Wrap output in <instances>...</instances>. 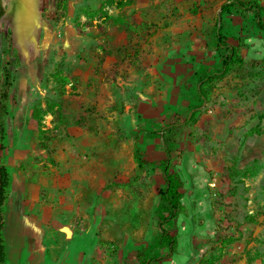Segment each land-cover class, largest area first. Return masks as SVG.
I'll return each instance as SVG.
<instances>
[{"label": "rangeland", "instance_id": "1", "mask_svg": "<svg viewBox=\"0 0 264 264\" xmlns=\"http://www.w3.org/2000/svg\"><path fill=\"white\" fill-rule=\"evenodd\" d=\"M114 1L111 8H105L110 14L118 3L129 13L137 6L141 18L153 29V36L146 40L150 51L147 49L143 62L145 73L140 81L143 97L140 98L142 105L137 106L138 119L134 118L132 107V116L126 122L129 127L114 130L118 138L114 144L97 146L94 154L89 149V154L97 158V164H92L96 177L91 179L94 178L97 187L111 188L113 202L106 212L98 210L104 218L100 234L110 240L101 239L106 244L104 255H100L103 261L98 264H130L141 247L146 249V255L167 253L157 223V214L165 208L156 191L158 183L163 181L162 174L159 168L149 165L142 170L138 168L136 156L140 151L152 156L164 152L158 131H168L164 127L168 124L173 129L168 136L175 139L170 143L174 159L192 161L195 172L207 165L214 170L210 180L203 183L198 175L190 176L182 169L187 215L182 214L177 220L178 246L171 256H176L174 262L210 264L212 260L214 264H264V175L251 176L260 170L261 157L247 163L238 162L241 166H237L238 158L250 148L246 145L247 127L257 123L264 133V120L257 121L258 114L264 112V32L257 27L252 13L241 15L235 7L222 11V4L231 0ZM259 1L264 18V0ZM100 4L99 0H41L38 45L25 55L13 31L2 27L5 6L0 0V166L5 165L10 171L9 190L18 172L27 174L29 184L39 180L41 171L35 160H40L41 142L35 138L61 137L55 129L48 133H38L37 128L31 130L30 110L36 104H44L45 89L50 99L57 94L63 83L59 77L68 78L66 90L73 91L67 32L72 26L81 30L88 27L94 19L88 10L98 9ZM217 16L221 17L223 32L229 41L241 42L245 61L228 70L203 97L197 89L196 73L221 67L219 52L209 34L202 37L203 31L213 30ZM190 30L199 31L200 38L187 40L183 34ZM176 58L178 73L191 77L187 76V82L175 80L174 85L167 87L162 68L168 59ZM173 104L176 113L172 111ZM190 111L194 112L191 118ZM51 118L46 117L48 125ZM188 118L182 124L173 125ZM228 119H233V124H241L240 128L230 129V136L238 139L237 144L231 137H225L224 125ZM58 143L56 139L54 148ZM262 143L257 140L252 148L259 150ZM88 197L83 189V199ZM25 244L24 256L31 248L29 237ZM9 259H13L11 254ZM15 260L11 263L16 264Z\"/></svg>", "mask_w": 264, "mask_h": 264}, {"label": "crops", "instance_id": "2", "mask_svg": "<svg viewBox=\"0 0 264 264\" xmlns=\"http://www.w3.org/2000/svg\"><path fill=\"white\" fill-rule=\"evenodd\" d=\"M111 11L113 14H118L120 8L115 7ZM93 18L94 26L86 27L85 31L82 29L86 33H79L76 26H72L67 32L66 50L71 55L73 65L70 72L78 84L73 90L74 94L61 96L57 92L50 99L45 92L46 89L44 90L46 99L41 105L44 110L48 108L49 102L55 99L65 105V111L71 113L72 117L65 125L56 126L52 112L44 113L42 129L46 132L42 133L55 129L59 131L61 137L35 138L41 142L40 160L36 161V157L32 156L41 171L37 182L31 181L29 184L26 179L27 174L24 172H18L14 179L4 207L3 237L6 261L1 264H12L14 259L16 264L22 259L25 260L22 264H98L100 260L103 261L100 255H104L102 253L105 242L110 240L100 234L104 218L100 217L102 212L98 210L106 212L105 209L112 206L113 202L110 200L112 193L110 187L105 185L97 187L93 182L96 176L93 175L95 170L92 164H97V158L89 154V149H92L94 154L97 146L102 148L114 144L118 139L114 135V130L129 127L126 122L128 117L132 116V107H134V118L138 119L137 106L142 105L140 98L143 97L140 81L145 73L143 62L148 49L146 40L149 36H153V29L148 27L147 33L143 34L136 30L128 31L124 24L117 26L106 23L104 25L106 33H102L97 23L103 19L99 14ZM197 32L199 31L190 30L188 33L184 32L183 36L187 40L193 37L200 38ZM206 33L219 52L215 29L203 31V38L206 37ZM149 51L148 49L147 52ZM214 51L212 50L213 53ZM177 62V58L168 59L163 65L162 75L167 80L165 81L167 87L174 85L175 80L183 79L187 82V76L191 77L187 73H178ZM201 75L199 72L196 73L197 78ZM165 101L167 102L168 99ZM168 105L170 106L169 102ZM122 110H125L124 113ZM172 111L177 112L175 104ZM192 113L194 112H189L190 115ZM47 116L52 117L50 125L47 123ZM257 121L261 122L259 117ZM224 126L227 129L225 137L230 138V129L240 128L241 124L239 122L233 124V119H228ZM256 126L257 123L251 124L247 129ZM246 133V145L250 148L241 154L242 157L238 158L237 164L238 162L241 164L242 161L247 163L257 160L260 157L264 160V133L253 135ZM56 139L59 143L58 147L54 148ZM257 140L263 142L259 150L252 148L253 142ZM231 141L238 143L235 136L231 137ZM164 153L165 151L157 156H162ZM172 159L175 160L173 152ZM261 159L260 170L255 171L251 176L264 175V161L261 162ZM194 164L184 159L179 164L182 168H179V165L178 168L180 172L183 169L190 176L198 175L203 183L214 175V170L208 165L195 172ZM240 164L237 165L238 168ZM138 168H140L139 160ZM159 171L162 174L161 169ZM93 176L94 178L91 179ZM86 182H88L87 187ZM83 189L89 195L86 199H83ZM101 197L105 199L102 201ZM27 237L31 242V248L24 256ZM101 239L105 242L101 243ZM10 254L12 260L9 259ZM175 258L174 255L165 261L171 260L169 263L176 264Z\"/></svg>", "mask_w": 264, "mask_h": 264}, {"label": "trees", "instance_id": "3", "mask_svg": "<svg viewBox=\"0 0 264 264\" xmlns=\"http://www.w3.org/2000/svg\"><path fill=\"white\" fill-rule=\"evenodd\" d=\"M100 7L98 9L88 10V15L93 18L95 15L99 14L100 18L103 19L101 22L97 23L100 27L102 33L105 32L104 25L106 23L113 25L124 24L127 26V30L132 32L134 30L138 32L147 33L148 27L150 25L148 22L141 18L140 8L134 6L131 12H127V8L123 4L118 3L117 7L120 8V12L116 15L110 14L105 8L107 6L111 7L114 5V0H99ZM230 7H235L241 15L245 13H252L253 18L257 27L264 32V18H263V6L259 0H231L228 3L222 4L221 10H229ZM87 12V11H86ZM94 26L92 21L89 27ZM78 28V27H77ZM223 24L221 17L217 16L215 19L214 29L216 33V40L219 50V63L221 67H217L219 70H213L206 73H201L202 75L197 78L198 86L197 89L199 93L204 97L207 96L208 90L219 80L220 77L225 75V73L233 68L235 65H241L244 63L245 59L241 50V42L235 43L229 41L228 36L223 32ZM79 33H86L80 28H78ZM70 81L72 84V89L77 88V82L73 78L71 73ZM62 86L58 89L61 96L66 94L73 95L74 92L67 93L66 85L69 83L68 78L59 77ZM51 111L54 115V122L56 126L65 125L67 121L71 120V113L65 111V105L58 100H53L49 102L48 108L44 110L41 104H36L30 110L29 126L30 129H38L39 132H45L42 129V120L44 113ZM194 113L191 114L190 118L193 117ZM259 119L262 121L264 119V112L259 114ZM188 119L181 120L179 123H174L173 125L182 124ZM37 125V126H36ZM168 131H158L161 135V139L164 144L165 153L162 156H152L146 153L137 152V158L139 160L140 169H144L146 166H151L153 168H160L162 171L163 181L158 183L157 195L159 200L164 202V207L160 213L157 214V223L160 228V236L164 246L168 249L167 253L163 255H146V249L140 248L135 254V261L130 264H162L167 258L171 257L178 246L179 239V229L177 220L182 214L187 215V206L184 204L185 197V181L178 168L180 162L172 159V149L170 148V143L175 142L174 138H169V134H172V124L164 126ZM31 131V133L33 132ZM263 133L259 126L253 127L247 131V135L261 134ZM33 134V133H32ZM34 138V136L32 135ZM31 137V138H32ZM11 184V175L9 169L5 165L0 166V264L6 261L5 244L3 237V225H4V207L8 198V190ZM210 264H214V261H210Z\"/></svg>", "mask_w": 264, "mask_h": 264}, {"label": "bare ground", "instance_id": "4", "mask_svg": "<svg viewBox=\"0 0 264 264\" xmlns=\"http://www.w3.org/2000/svg\"><path fill=\"white\" fill-rule=\"evenodd\" d=\"M5 12L2 27L13 30V36L26 55L38 45L41 0H3Z\"/></svg>", "mask_w": 264, "mask_h": 264}, {"label": "flooded vegetation", "instance_id": "5", "mask_svg": "<svg viewBox=\"0 0 264 264\" xmlns=\"http://www.w3.org/2000/svg\"><path fill=\"white\" fill-rule=\"evenodd\" d=\"M4 14V13H3ZM3 14H2V16H3ZM13 31V30H12Z\"/></svg>", "mask_w": 264, "mask_h": 264}]
</instances>
